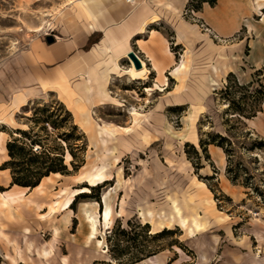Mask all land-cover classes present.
Here are the masks:
<instances>
[{
  "label": "rangeland",
  "instance_id": "374dc122",
  "mask_svg": "<svg viewBox=\"0 0 264 264\" xmlns=\"http://www.w3.org/2000/svg\"><path fill=\"white\" fill-rule=\"evenodd\" d=\"M73 1L0 0V119L5 123L0 124V147L16 137L15 129L32 126L25 117L42 105L62 106L77 127L74 133L84 136L83 165L67 176H50L41 190L10 186L3 165L8 157L4 147L0 150V264H264V148L249 149L254 140L264 142V104L243 121L251 139L233 130L229 173L221 149L208 145L203 153L198 146L199 140L224 134L228 115L216 93L227 75L243 83L264 70V3L256 7L247 0L246 9L237 4L229 12L225 0H216L193 13L184 9L186 0L178 17L150 0L158 20L148 28L160 34L150 42L175 63L183 58L186 68L176 71L181 62L173 77L168 69L156 79L130 41L141 68L119 59L120 68L106 83L108 95L98 102L93 91L90 122L79 126L53 88L40 91L42 74L52 72V80L58 68L64 69L71 37L86 27L88 17L78 15ZM166 1L178 6L181 0ZM179 20L190 26L181 37ZM98 36L92 34L83 51ZM96 55L95 73L105 65L112 68L109 49ZM67 80L70 88L82 81ZM177 81H183L179 89ZM90 85L94 90L96 82ZM29 90L36 95L14 111L15 94ZM62 131L48 127L43 143L62 148L70 171L65 144L55 140ZM99 170L108 179L102 184L80 179ZM120 230L135 234L122 236ZM154 233L159 234L152 239ZM150 250L155 257L140 263L152 256Z\"/></svg>",
  "mask_w": 264,
  "mask_h": 264
},
{
  "label": "crops",
  "instance_id": "0c3cea01",
  "mask_svg": "<svg viewBox=\"0 0 264 264\" xmlns=\"http://www.w3.org/2000/svg\"><path fill=\"white\" fill-rule=\"evenodd\" d=\"M149 1L150 0H144V5L142 1L136 4L135 0H133L132 4L126 3L124 0L73 1V5L78 9V12H80L78 15L83 14L88 17L86 27L79 28L78 31L74 33V36L71 37V44L68 49L69 56H67L65 60L64 69L58 68L59 70L56 71L57 73L55 72L56 77L52 80H50L52 72L42 74L43 79L40 80V91L42 92L47 88H53L58 93L61 100L72 108L73 114L78 119V125L80 123V125L85 126L90 122V117L87 112L88 106L92 103L90 99L93 98V91H95L94 94L99 97L97 100L98 102L102 101L108 95L106 83L109 76L115 75L114 71H116V69L118 71L120 68L117 61L119 59H127L125 55L132 51L130 48V41H133V46L137 49L138 53L146 58V62L150 65L149 70L156 74V79H161L162 76L164 77L165 75L163 73L168 69H170L169 71H171L170 74L172 75V70H174L175 66L183 62L182 58L180 62L175 63L170 53H168L169 55L162 54L158 46L153 43L159 40L160 34L156 30L148 28V25L155 22L153 18H157L156 8H154ZM185 1L186 0H181L178 6H174L171 2L166 0H152L157 6H162L164 9L174 12L178 17ZM246 1L247 0H225L224 6L226 8L228 7L227 11L231 12L233 7L235 8L238 4L239 8L243 10L247 7ZM262 3H264V0H254V3L252 2L251 5L255 4L257 7L258 5H262ZM157 20L158 19H156V21ZM189 28L190 26L186 24V22L179 20L176 28L177 36H184L185 30ZM95 33L99 35L97 42L92 44L89 50L83 51L82 48L85 43L88 41L89 37ZM144 36L146 37L145 40L136 38ZM150 40L153 42H150ZM103 47L107 48V50L109 49L112 68L105 65L100 73H95L93 66L99 62L96 53ZM36 57L38 59L40 55L36 54ZM73 62L75 67L72 66ZM262 67L264 68V64ZM89 69L93 70L87 74ZM127 69H129V67L124 69L123 75H127L125 73ZM158 71L162 74L160 75ZM85 75L87 77L83 79ZM67 79H71L72 81L83 80L79 85L77 84L75 87L70 88ZM92 81L96 82L94 90L90 85ZM238 81L240 84L247 83H241L239 79ZM182 83L183 81H177L175 89H179ZM158 85L161 84L159 83ZM164 86L163 83L162 87ZM37 94L43 95L42 93ZM33 95H36V93L31 90H29V92L15 94L12 99V109L14 111L18 110L20 107L24 106L28 98ZM74 95L77 97H74ZM3 147L4 142L1 145V148ZM50 176L61 177L59 174H51L42 179L37 187L30 190L40 189L43 185V181L48 180ZM152 257H155V255ZM152 257L146 258L141 262L147 261Z\"/></svg>",
  "mask_w": 264,
  "mask_h": 264
},
{
  "label": "trees",
  "instance_id": "16d2710c",
  "mask_svg": "<svg viewBox=\"0 0 264 264\" xmlns=\"http://www.w3.org/2000/svg\"><path fill=\"white\" fill-rule=\"evenodd\" d=\"M215 4L216 0H187L184 9L197 13L201 11L203 5L213 7ZM255 72V79L245 84L239 82L238 84L234 79L229 81L228 78L232 77V74L227 75L224 86L216 93L218 99L225 103L224 114L228 115L222 121L224 134L215 133L208 136L204 141H198V146L203 153L206 152L205 148L208 145H213L222 150L227 161L226 173L230 172V159L233 155L234 143L231 141L234 138L233 130L240 132L246 139H251L249 132L243 129V121L254 117L256 113L261 111L264 104V70L260 69ZM25 118L33 125L27 126L26 129H15L13 133L16 137L11 136V139L4 145L8 160L3 165L5 169L9 170L10 186L33 189L40 184L42 179L51 174L67 176L71 172H76L83 165L81 154L84 151V136L82 133H74L77 127L71 122L69 112L62 106L53 109L47 105H42L39 108H33L31 116ZM34 126H39L37 129L43 135H39L38 131H34ZM48 127L52 132L65 128L66 131L55 134V140L59 139L65 144L64 147L70 156V171L67 169V165L64 164L62 148L60 147V150L49 148L43 143V140L49 135L47 133ZM262 148H264L262 140H254L249 146V149L261 150ZM229 180L233 182L234 178H229ZM77 197L79 195L74 198L71 205ZM143 228L147 229V225H143ZM120 233L122 236L126 234L127 237L135 234L132 231L125 233L123 230H120ZM158 234L154 233L151 238H157ZM154 253V250L147 252L152 256H154Z\"/></svg>",
  "mask_w": 264,
  "mask_h": 264
},
{
  "label": "bare ground",
  "instance_id": "6f19581e",
  "mask_svg": "<svg viewBox=\"0 0 264 264\" xmlns=\"http://www.w3.org/2000/svg\"><path fill=\"white\" fill-rule=\"evenodd\" d=\"M126 3H129V4H132L133 3V0H128V1H126V0H124ZM153 21H156V17H154L153 18ZM138 59V58H137ZM139 60V59H138ZM139 63H140V60H139ZM140 68H141V63H140ZM139 68V69H140ZM186 68V65H185V63L184 62H182L180 65H178L177 66V68H176V71L177 72H179V71H181V70H183V69H185ZM174 72V71H173ZM134 111V110H133ZM0 124L1 125H4L5 123H4V121L2 120V121H0ZM3 150V148H1L0 147V150ZM88 174V173H87ZM87 174H82L81 176H80V179H86V182L87 183H89V185H91V186H97L98 184H102V183H104L105 181H107L108 179H107V175L105 174V172L104 171H102V170H99V171H97V172H95V173H92V174H89V175H87ZM17 187V186H16ZM110 220V213H109V211L108 210H106L105 212H104V214H103V221L107 224L108 223V221ZM195 224H196V227L197 228H199V225L197 224V222L195 221Z\"/></svg>",
  "mask_w": 264,
  "mask_h": 264
},
{
  "label": "water",
  "instance_id": "95a60500",
  "mask_svg": "<svg viewBox=\"0 0 264 264\" xmlns=\"http://www.w3.org/2000/svg\"><path fill=\"white\" fill-rule=\"evenodd\" d=\"M127 59L131 62L134 69L140 68V63L137 57L134 55L132 51L126 54Z\"/></svg>",
  "mask_w": 264,
  "mask_h": 264
},
{
  "label": "built area",
  "instance_id": "2783aa9c",
  "mask_svg": "<svg viewBox=\"0 0 264 264\" xmlns=\"http://www.w3.org/2000/svg\"><path fill=\"white\" fill-rule=\"evenodd\" d=\"M126 1H128V0H126Z\"/></svg>",
  "mask_w": 264,
  "mask_h": 264
}]
</instances>
